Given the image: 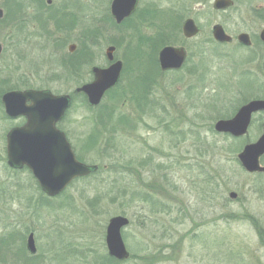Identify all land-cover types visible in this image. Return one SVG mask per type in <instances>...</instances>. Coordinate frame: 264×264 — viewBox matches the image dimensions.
I'll list each match as a JSON object with an SVG mask.
<instances>
[{
    "label": "rangeland",
    "instance_id": "1",
    "mask_svg": "<svg viewBox=\"0 0 264 264\" xmlns=\"http://www.w3.org/2000/svg\"><path fill=\"white\" fill-rule=\"evenodd\" d=\"M67 1L77 12L67 32L76 44L72 54L57 41L53 55L37 47L36 54L10 68L41 67L38 74L54 78L56 94L72 95L62 128L80 161L97 164L98 170L52 197L28 169L10 168L0 141V233L20 222L35 231L39 262L24 264H103L109 219L124 215L130 219L122 235L131 257L121 264H264V172H248L238 158L264 131V115L254 114L241 137L214 128L247 100L264 98V45L257 37L264 26V0H234L232 8L217 12L206 10L212 0H140L120 24L111 16L112 0ZM168 7L184 16L173 18ZM149 9L163 10L166 21H143ZM187 16L202 28L195 40L184 42L190 62L163 71L158 56L167 45L164 38L183 44ZM214 23L225 26L235 41L216 45ZM240 32L252 36L251 47L237 42ZM110 45L123 63L121 78L92 107L75 90L93 79V66L109 65ZM142 94L148 106L140 109L134 100L145 102ZM122 116L129 121L125 126L116 122ZM6 127L0 119V131ZM92 133L98 142L90 139ZM10 247L2 248L8 260L17 256ZM11 263L0 258V264Z\"/></svg>",
    "mask_w": 264,
    "mask_h": 264
},
{
    "label": "water",
    "instance_id": "2",
    "mask_svg": "<svg viewBox=\"0 0 264 264\" xmlns=\"http://www.w3.org/2000/svg\"><path fill=\"white\" fill-rule=\"evenodd\" d=\"M139 0H112L111 16L117 24L130 17L137 9ZM234 5V0H214L215 9H227ZM3 12L0 9V18ZM200 27L191 17L183 23V33L186 37L196 36ZM215 39L221 42L231 41L232 37L225 31L223 25L213 27ZM264 42V27L260 32ZM238 40L244 45H251L248 33L242 32ZM76 45L70 46V51ZM0 45V53H1ZM116 47L108 46L106 56L111 65L108 67L93 66V80L76 88L75 93H84L91 106H98L105 93L116 86L121 77L123 63L115 61ZM187 52L183 46L165 45L159 51V65L163 71L180 69L186 61ZM32 99L27 105L26 99ZM7 112L11 115L25 113L29 116L25 127L13 129L8 136V164L14 168L27 165L39 181L42 190L49 196L63 192L76 178L84 177L98 170L97 164H87L80 161L66 137V134L56 125L64 117L71 106L70 94H53L50 91L10 92L4 95ZM264 111V98L252 99L243 104L231 118H222L215 122L214 128L221 133L233 137H241L248 133L254 114ZM264 156V131L255 142L247 143L238 153L241 165L248 172H264L261 159ZM232 198L236 193L230 194ZM130 223L124 215H115L109 219L106 228V245L110 256L118 260L130 257L122 230ZM28 249L37 251L33 234L27 243Z\"/></svg>",
    "mask_w": 264,
    "mask_h": 264
},
{
    "label": "flooded vegetation",
    "instance_id": "3",
    "mask_svg": "<svg viewBox=\"0 0 264 264\" xmlns=\"http://www.w3.org/2000/svg\"><path fill=\"white\" fill-rule=\"evenodd\" d=\"M60 1L61 2L57 4L58 2H55L54 0H13V3L11 4H13L14 6L13 5L9 6L10 3L9 0H0V9L3 12V16L0 18V23L3 24L2 26L5 35V38H3V40H0V45L2 48L0 53V119L1 121L4 122V126H7L5 130L2 129L0 131V141L4 144V152L7 156V160H8L9 133L15 128L25 127L28 124L29 116L28 114L25 113H18L16 115L9 114L7 112L6 105L3 100L4 95L10 92H36V91H50L51 93L56 94L54 92L55 87L53 86L54 78L49 75L41 78L40 74H38L42 71L41 67H39L36 71L26 70L27 67H24V69L20 68L22 66H18V70L14 71L10 67H13V64L16 63L17 61L23 63L24 58L25 56H27L28 53L32 52L31 55L36 54L37 51L35 50H38L37 47L42 49V52L44 53L45 56H47V53L53 55L56 52L55 46L57 41H61L62 46L68 45L67 48L69 50V53L72 54L73 52L70 51L69 48L74 43L71 42L70 38H68L69 33L67 32L71 29V24L73 21L72 17L74 15H77V12H73V6H74L73 3H68L67 0H60ZM191 2L199 3L200 0H191ZM213 3L214 0H212L211 5L205 4L207 5L206 10L210 9L216 12L226 11L235 5V1H234L233 6L227 9L218 10L214 8ZM186 6L185 3H183L182 8L185 9ZM15 7L16 9H14ZM15 10L17 13L14 12ZM15 13L17 15L12 16ZM10 16H12L11 17L12 22L6 21L7 19L9 20ZM189 17L190 16L184 18L182 22L183 44L175 45V46H183L187 52L186 61L180 69H182L186 64L190 62L189 61L190 51L188 46L185 45L184 42L195 40L202 32V28L200 24L197 22L195 18L191 17L200 27V31L196 36H193L191 38H188L184 35L183 23ZM215 24H221V23H214L211 28L212 41H214L216 45L229 44L235 41V37L227 32L225 26L223 27L225 31L232 37V40L221 42L215 39L213 35V27ZM10 29H12L11 32H9ZM14 30L16 31L14 32ZM260 32L257 35V37L259 42L262 45H264V42L260 38ZM57 34L59 35L61 34L63 38H56ZM238 35L236 36L237 42H239V44L241 45H244L238 40ZM249 36L251 38L252 44L248 46L244 45L245 47H251L253 45L254 41L252 39V36L250 34ZM32 37H34V39ZM35 38L38 39V41H35ZM168 45H173V44H168ZM40 52L41 51L39 50V53ZM30 56H29V61H31ZM111 63L112 62L109 61V65H111ZM109 65H107L106 67H108ZM45 70H49V69H45ZM64 94H69V93L66 92ZM26 104L31 105L32 99L27 98ZM65 116L66 114L57 123L56 126L66 134V137L69 140L68 133H66V131L62 128L61 125L64 122ZM69 142L71 143L70 140ZM10 168L15 170H22L26 168L32 173L31 169L27 165H24L23 167L20 168H14L10 166ZM32 175L37 185L42 190L39 181L37 180V178L34 176L33 173ZM39 200L40 199L37 198V203H40ZM14 214L17 213L15 212ZM0 215H3V212L1 210H0ZM32 227L34 228V226ZM30 234H33L34 237V241L37 249L35 253H32L27 247L28 238ZM5 243L10 244L11 254L17 255L16 257H12L9 260L8 258H6L2 249ZM39 250H40V246L38 242V237L35 236V231L34 230L26 231L24 224L22 222H20L19 225L17 224L16 228L15 229L13 228L12 231H6L4 233H0V258H2L5 262L11 261L12 262L11 264H24L25 260L26 261L33 260L34 262L38 263ZM24 254L25 256L28 257L27 259H25Z\"/></svg>",
    "mask_w": 264,
    "mask_h": 264
},
{
    "label": "trees",
    "instance_id": "4",
    "mask_svg": "<svg viewBox=\"0 0 264 264\" xmlns=\"http://www.w3.org/2000/svg\"><path fill=\"white\" fill-rule=\"evenodd\" d=\"M167 13H173V14H171V16L173 17V15L175 16V18L176 17H178V16H180V12L181 13H183V15H182V17L184 16V12H182L181 10H180V12H178V9L177 10H175L174 8H172V7H168L167 9ZM161 11V12H160ZM165 12L163 11V10H156V9H149V10H147L144 14H143V21H145V22H152V21H154V20H156V22H159V23H162V20L163 21H166V20H164V19H161V17H162V15H167V14H164ZM133 18V17H132ZM174 18V17H173ZM167 21H169V20H167ZM170 22V21H169ZM164 36H165V34H163ZM165 37H167V38H164V41H165V43L164 44H170L171 42H173V41H175V40H171V38L170 37H168L167 35L165 36ZM143 40V39H142ZM176 42V41H175ZM172 44V43H171ZM152 45V44H151ZM165 46V45H164ZM136 53H138V55H140V52L141 53H143L142 52V50H140V47H137V50L135 51ZM140 78V77H139ZM144 86V85H143ZM145 92H144V88H143V94H144ZM142 94V95H143ZM78 95V94H77ZM76 95V97H78ZM82 95V98H83V100L84 99H86L87 100V98H86V96L85 95H83V94H81ZM144 96V95H143ZM251 96V95H250ZM132 100H134V99H132ZM144 100H145V96H144ZM249 100H250V98H249ZM85 101V100H84ZM135 102H136V104H137V106L140 108V109H143L144 107H147L148 106V102L145 100V102H139L138 101V99L137 100H134ZM246 102H248V100L246 101ZM245 102V103H246ZM90 106V105H89ZM260 114V117H262L263 115H264V112H261V113H259ZM110 116H112V115H109V117ZM112 119V118H111ZM116 122H118L117 123V125L119 124V122H120V126H125V125H127V122H129L127 119H126V117L125 116H122V118H119V120L118 119H116ZM125 124V125H124ZM104 126L105 127H111V126H113V128L114 127H116V124L115 125H111V126H107L106 124H104ZM128 126H130V124H128ZM95 135H97V134H95V133H92V134H90V136L92 137H90V139H94V141H95V143L96 142H98L99 141V137H96ZM96 139V140H95ZM98 139V140H97ZM101 139V138H100ZM104 139V138H103ZM102 140V139H101ZM104 141H106V139L104 140ZM94 173V172H93ZM131 257V256H130ZM102 261V263L103 264H121L122 263V261H120V260H117V259H115V258H113V257H110L109 255H105L104 256V259H102L101 260Z\"/></svg>",
    "mask_w": 264,
    "mask_h": 264
}]
</instances>
